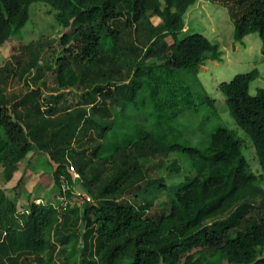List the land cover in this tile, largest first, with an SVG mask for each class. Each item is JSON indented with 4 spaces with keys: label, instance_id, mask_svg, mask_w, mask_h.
Wrapping results in <instances>:
<instances>
[{
    "label": "trees",
    "instance_id": "obj_1",
    "mask_svg": "<svg viewBox=\"0 0 264 264\" xmlns=\"http://www.w3.org/2000/svg\"><path fill=\"white\" fill-rule=\"evenodd\" d=\"M212 1L228 7L235 41L258 32L264 54V0ZM196 2L0 0V47L28 22H39L33 15L42 10L52 33L57 26L62 31L58 87L85 88L77 104L63 107L64 89L45 96L27 82L23 95L6 93L8 73L0 72V170L16 190L11 196L0 187V264H55L56 251L65 264H264V209L248 214L255 208L250 198L264 192L263 174L248 168L245 141L224 126L199 77L201 66L223 52L201 33L181 37ZM123 14L132 17L127 36L107 31L106 42L94 25ZM155 15L157 24L136 25ZM40 53L33 52L31 65ZM54 58L44 66L52 67ZM259 77L254 68L218 88L264 170V88L250 93ZM207 122L214 127L204 146L186 142L191 132L205 138ZM31 152L58 164V187L65 174L92 199L60 211L51 201L27 197L29 208L22 209L26 181L24 172L15 175L25 160L35 171ZM149 153L166 156L168 164L146 163L142 156ZM70 164L82 181L72 180ZM160 170L166 174L154 176ZM127 194L143 200L128 201ZM165 195L169 212L146 216Z\"/></svg>",
    "mask_w": 264,
    "mask_h": 264
},
{
    "label": "rangeland",
    "instance_id": "obj_2",
    "mask_svg": "<svg viewBox=\"0 0 264 264\" xmlns=\"http://www.w3.org/2000/svg\"><path fill=\"white\" fill-rule=\"evenodd\" d=\"M38 4H41V2L33 6ZM44 13L46 12L37 10V16L33 15V19L39 22H28L20 32L15 33L0 47V72L5 70V72L8 73L5 92L16 93L21 96L28 91V86H39L42 94L48 96L50 93H59L64 89L65 98L61 100L60 104L63 105V107L77 104L85 88H78L76 86L65 88L58 87L56 67L58 64L57 59L60 57L59 55L63 54V46L60 42L62 31L60 30L61 27L59 28V26H57L54 27L55 31L52 33L50 30L51 23L43 19L44 16L42 14ZM130 18L132 19L130 15L123 14L110 20L109 25L96 23L94 26L97 33L101 34L107 42L109 39L107 31L113 33H116V31L120 33L125 32L124 35L127 36L126 31H128L127 29L129 27L127 21ZM160 20L161 19L156 15L150 18L144 17L140 20V23L137 22L136 25L139 26L146 23L150 25L149 22L157 24ZM52 24H54V20ZM149 29L150 27L147 28V30ZM192 33H201L207 36L212 42L217 43L220 50L223 52L220 60H209L206 64L201 66L199 77L210 96L216 99L217 106L222 114L221 120L226 122L224 126L226 125L228 128L234 130L237 135L245 141V156L248 161V168L257 175L263 174L262 178H260V184L264 189V170L258 160L255 146L248 134L238 126L230 115L225 96L218 88L220 82L230 81L236 74L251 71L254 68L260 71V77L251 83L250 93L255 95L259 88H264V54L261 51L262 40L260 34L258 32H252L246 35L242 41H235V25L228 7L212 0H197L187 12L186 25L181 33V37ZM119 38L121 39V36H119ZM168 39L170 40L171 38ZM38 48L41 50L39 59L36 64L31 65L34 60L32 58L33 52L35 53ZM54 53L55 58L51 61L52 67L46 68L44 66L46 61L50 58V55ZM25 66L30 68L21 76V69L22 67L24 69ZM39 67H42L41 70H38ZM124 72H126V70H124ZM202 110H205V108ZM205 124V138L194 135L195 132H191L187 136L186 142L195 146H204L208 132L212 131L214 127L213 122H207ZM184 129L188 128L185 127ZM30 154L32 155L30 162L34 164L35 171L27 164L28 160H25L20 164V169L15 175L18 177L24 172V181H26L23 183L22 188H20L22 193V199L19 202L20 207L22 209L29 208L27 197L28 200L36 199L37 202H43L44 200L45 202L51 201L57 203L60 187L55 183L53 170H56L58 164L44 155L39 156L32 152ZM142 160L146 161V163L150 162L158 166L162 165L161 168H163L168 164L169 158L164 155L160 156L149 153L148 155H143ZM0 168L2 169V166ZM184 168L188 169V166H184ZM161 171L162 170L155 172L154 176L166 174L165 172L161 173ZM13 184L14 179L9 183L3 182L0 170V187L7 188L6 190L11 196H14L16 191L12 188ZM81 187L82 184L78 182L76 189L83 191ZM126 198L128 201L131 200L134 203H139L143 200L141 197L134 199V195L130 194H127ZM250 203L255 208L249 209L248 214L257 216L258 207L264 209V192L251 197ZM79 204H81V201L77 203V205ZM169 210L170 204L165 195L157 197L155 206L148 209L145 213L146 216L155 218L168 213ZM52 239L56 248H59V240L56 236H53ZM54 262L55 264H65L66 259L62 254L56 251L54 254ZM224 264L230 263L224 260Z\"/></svg>",
    "mask_w": 264,
    "mask_h": 264
},
{
    "label": "built area",
    "instance_id": "obj_3",
    "mask_svg": "<svg viewBox=\"0 0 264 264\" xmlns=\"http://www.w3.org/2000/svg\"><path fill=\"white\" fill-rule=\"evenodd\" d=\"M68 172L71 173L73 180L80 178V174L78 173L74 164H71L68 167ZM61 185L59 190L58 202L56 203V207L59 208L60 211H63L70 206H73L79 203L82 200H91L92 197L87 192L77 191L72 188V185L69 179L65 174L60 175ZM72 189V190H71ZM72 191V195H69L68 192Z\"/></svg>",
    "mask_w": 264,
    "mask_h": 264
},
{
    "label": "clouds",
    "instance_id": "obj_4",
    "mask_svg": "<svg viewBox=\"0 0 264 264\" xmlns=\"http://www.w3.org/2000/svg\"><path fill=\"white\" fill-rule=\"evenodd\" d=\"M70 165H71V164H70ZM70 165H69V166H70ZM69 166H68V167H69ZM78 173H79V172H78ZM70 174H71V173H70ZM79 174H80V173H79ZM71 178H72V177H71ZM72 180H73V178H72ZM76 180H80V181H82L81 176H80V178H77V179H75V180H73V181L75 182ZM69 181H70V180H69ZM70 183H71V182H70ZM71 185H72V188L74 187L73 189H75V190H77V191H81V190L76 189V185H73L72 183H71ZM82 192H85V191H82ZM36 201H37V200H36ZM39 202H41V201H39ZM53 203H55V202H53ZM55 204H56V203H55Z\"/></svg>",
    "mask_w": 264,
    "mask_h": 264
}]
</instances>
